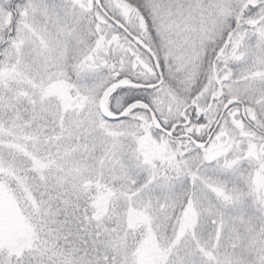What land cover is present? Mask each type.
Masks as SVG:
<instances>
[{"label": "snow or ice", "instance_id": "6c2138e0", "mask_svg": "<svg viewBox=\"0 0 264 264\" xmlns=\"http://www.w3.org/2000/svg\"><path fill=\"white\" fill-rule=\"evenodd\" d=\"M0 264H264V0H0Z\"/></svg>", "mask_w": 264, "mask_h": 264}]
</instances>
